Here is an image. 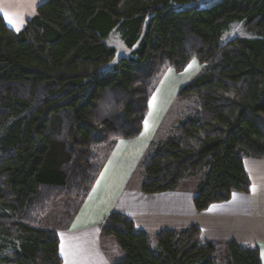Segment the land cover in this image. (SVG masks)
<instances>
[{
	"label": "trees",
	"instance_id": "obj_1",
	"mask_svg": "<svg viewBox=\"0 0 264 264\" xmlns=\"http://www.w3.org/2000/svg\"><path fill=\"white\" fill-rule=\"evenodd\" d=\"M199 1L47 0L19 32L0 14V264H62L48 217L88 195L115 143L142 133L165 70L193 59L202 69L140 161V190L174 192L197 177L199 212L250 192L244 158L264 159V0ZM234 23L253 37L224 43ZM113 32L131 54L107 69ZM101 105L115 107L104 116ZM101 242L118 249L112 264H263L255 247L203 241L196 226L151 235L118 212Z\"/></svg>",
	"mask_w": 264,
	"mask_h": 264
},
{
	"label": "crops",
	"instance_id": "obj_2",
	"mask_svg": "<svg viewBox=\"0 0 264 264\" xmlns=\"http://www.w3.org/2000/svg\"><path fill=\"white\" fill-rule=\"evenodd\" d=\"M46 1L0 0V14L11 29L19 32ZM159 126L160 123L148 124L146 131L144 122L139 137L122 140L124 143L117 141L88 195L82 200L69 199L57 204L53 222L49 216L48 224L58 233L62 264H112V256L118 254V249L103 248L101 226L114 212L129 216L137 229L151 235L196 226L203 241L222 245L235 241L257 248L264 264V159L244 158L251 181L249 193L234 192L230 200L199 212L194 206L200 183L197 177L189 178L174 192L145 194L140 190L142 176L136 173L137 168L155 137L153 130ZM59 220L64 225L57 224Z\"/></svg>",
	"mask_w": 264,
	"mask_h": 264
},
{
	"label": "rangeland",
	"instance_id": "obj_3",
	"mask_svg": "<svg viewBox=\"0 0 264 264\" xmlns=\"http://www.w3.org/2000/svg\"><path fill=\"white\" fill-rule=\"evenodd\" d=\"M218 1L219 0H200L199 3H202L203 6L207 7ZM236 37L251 38L253 35L248 33L243 23H234L224 33L222 41L226 43L227 41ZM107 43L109 46L116 49V56L113 61L106 66L107 69H111L120 61L121 58L128 57L131 54V50L125 45L120 34L117 32H113L109 36ZM193 60L196 63L190 69L187 67V71L185 69L183 72L177 73L172 69H167L156 82V88L152 96V98L155 96L156 100L152 107H149L148 111V124L154 123V125L157 126V124L160 123V126L157 128V130H153L155 132L154 139L162 138L169 131L174 122L180 117V115H182L183 107L182 104L177 101V94L179 90L185 84L193 80L202 69L197 59ZM152 98L150 101H152ZM154 139L152 141H154ZM136 173H138V170ZM50 217H53L51 220L53 222L54 214H52ZM57 224L64 225L63 220H59ZM153 246L156 248L155 243Z\"/></svg>",
	"mask_w": 264,
	"mask_h": 264
},
{
	"label": "clouds",
	"instance_id": "obj_4",
	"mask_svg": "<svg viewBox=\"0 0 264 264\" xmlns=\"http://www.w3.org/2000/svg\"><path fill=\"white\" fill-rule=\"evenodd\" d=\"M109 97H111V92L108 93ZM115 105L112 106H106V105H101V114L104 116L109 115L113 110H114ZM67 134V127H63L61 130V133L57 135L55 138L57 140H63L65 138V135Z\"/></svg>",
	"mask_w": 264,
	"mask_h": 264
},
{
	"label": "snow or ice",
	"instance_id": "obj_5",
	"mask_svg": "<svg viewBox=\"0 0 264 264\" xmlns=\"http://www.w3.org/2000/svg\"><path fill=\"white\" fill-rule=\"evenodd\" d=\"M8 22H9L10 24H12V23H13V20L9 19ZM17 30H19V29L17 28ZM195 63H196V62L193 60V61L189 64L188 68H189V69L192 68L193 65H194ZM186 71H187V69H186ZM103 72H104V70L102 69V70H101V73L103 74ZM155 100H156V97L154 96V97L152 98V101H150V104H149V107H150V108L152 107V105H153V103L155 102ZM147 129H148V121L145 120V130L147 131ZM120 143H124V141L121 140ZM253 190H255V187H254V186H253ZM61 252H62V253L64 252L63 240L61 241ZM262 254H264V253H262Z\"/></svg>",
	"mask_w": 264,
	"mask_h": 264
}]
</instances>
